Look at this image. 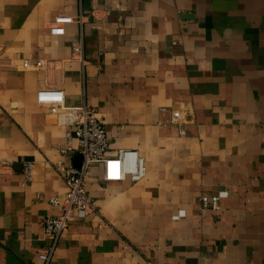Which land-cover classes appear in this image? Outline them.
<instances>
[{"label":"crops","instance_id":"0c3cea01","mask_svg":"<svg viewBox=\"0 0 264 264\" xmlns=\"http://www.w3.org/2000/svg\"><path fill=\"white\" fill-rule=\"evenodd\" d=\"M42 89L95 108L109 156L137 150L147 172L95 166L98 212L51 264H264V0H0V264H43L79 155Z\"/></svg>","mask_w":264,"mask_h":264},{"label":"built area","instance_id":"2783aa9c","mask_svg":"<svg viewBox=\"0 0 264 264\" xmlns=\"http://www.w3.org/2000/svg\"><path fill=\"white\" fill-rule=\"evenodd\" d=\"M85 16L80 15V21ZM82 44L75 47V52L82 53ZM40 104L53 105V112L58 113L61 107L66 109L69 131L66 136L67 148L62 152L67 154L74 151L82 156L81 166L70 165L66 169V192L60 196H54L50 202L59 207L60 213L45 219V234L50 238L51 245L43 251L39 257L43 264H51L59 240L68 232L73 223L95 215L97 205L87 189V179L93 173L95 166H102L103 180L118 182L128 177L136 183L146 176L145 158L137 150H121L117 157L108 154L110 143L107 138L105 124L98 118L95 108L86 102L77 106H65V95L62 90L42 89L37 94ZM76 139L78 146L74 147L72 141ZM32 163L25 165V175L30 179L32 175ZM227 197L226 192L215 195L203 194L200 198L203 209L218 211L221 209L222 200Z\"/></svg>","mask_w":264,"mask_h":264},{"label":"water","instance_id":"95a60500","mask_svg":"<svg viewBox=\"0 0 264 264\" xmlns=\"http://www.w3.org/2000/svg\"><path fill=\"white\" fill-rule=\"evenodd\" d=\"M82 160H83L82 156L81 155H77L76 158H75V165L76 166H81Z\"/></svg>","mask_w":264,"mask_h":264}]
</instances>
